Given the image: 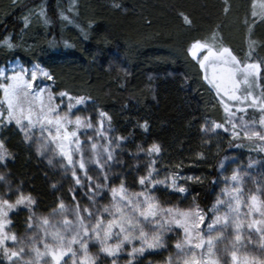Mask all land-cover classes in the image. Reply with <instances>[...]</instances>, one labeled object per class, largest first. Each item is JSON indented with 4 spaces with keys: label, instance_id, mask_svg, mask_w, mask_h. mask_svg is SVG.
<instances>
[{
    "label": "trees",
    "instance_id": "obj_1",
    "mask_svg": "<svg viewBox=\"0 0 264 264\" xmlns=\"http://www.w3.org/2000/svg\"><path fill=\"white\" fill-rule=\"evenodd\" d=\"M229 7L230 0H0V66L15 59L42 64L54 77L55 93L69 90L78 98L85 97L87 108L104 111L110 118L121 141L119 181L137 193L139 177L147 176L152 166L163 174L181 173L186 192L159 188L155 191L159 200L175 208H198L207 216L219 192L220 163L241 140L211 130L208 119L226 124L228 117L200 78L188 48L213 35L226 43ZM184 16L191 25L184 23ZM240 33L239 47H246L247 53L239 54V47L234 52L245 61L264 63V50L248 48L251 35L244 30ZM261 71L264 79V68ZM233 114L232 121L239 117L257 125L263 115L252 109ZM28 135L31 139L26 140L14 125L1 131L8 154L0 162V196L13 203L20 196L31 197V212L17 206L9 212V227L18 239L26 244L36 240V246L45 252L44 242L52 243L51 225L61 203L77 205L86 223L88 212L83 209L100 212V204L95 196L82 197L81 186L72 177L63 179L56 172L58 151L46 134ZM42 144L47 146L41 149ZM153 145L160 151L150 161ZM115 182L112 177V184ZM110 200H105L106 206ZM44 218L49 224L38 227ZM94 226H89L88 247L100 254V245L91 233ZM172 238L167 232L165 248L147 256L153 261L165 258L172 250L170 245L173 248ZM23 259L27 264H54L50 255L36 260L29 247ZM0 264H7L2 252Z\"/></svg>",
    "mask_w": 264,
    "mask_h": 264
},
{
    "label": "snow or ice",
    "instance_id": "obj_2",
    "mask_svg": "<svg viewBox=\"0 0 264 264\" xmlns=\"http://www.w3.org/2000/svg\"><path fill=\"white\" fill-rule=\"evenodd\" d=\"M43 16L44 13L41 12ZM63 19H67V17H62ZM184 23L191 25L192 21L188 16H184ZM47 23V20H45ZM28 26V21L25 19V27ZM85 36L87 34L85 33ZM7 44L9 49L13 48V45L8 42V40L4 41ZM65 47H70V45H65ZM206 51L207 54L203 55L202 59H198V53ZM189 55L193 58V60H198L199 66L202 69H207L208 63L210 61H222L225 67L221 68L220 71L227 73L228 79L230 81L231 90L227 87H224L223 83L217 82V77L215 76L216 69L214 68V76L211 83H213L214 87L219 94L221 91L227 95L229 100L236 101L239 104L243 105L249 99L251 100V106H257L259 104L260 111L264 114V98L259 101L255 96H253L251 91H248L247 95L241 96L237 95V91L239 89L240 83L249 84L251 88L252 85L255 84V79L251 82L249 81V77L258 78L262 68H264V63H246L243 67H240L242 61L238 60V58L231 53L229 48L223 47L219 50H214L209 44L201 43L199 41L191 44L189 48ZM230 65V67H229ZM12 75H7L3 69H0V89L3 90L4 96L7 100V117L8 123H15V125L19 128L21 132L24 133L25 139H31L28 135L29 131L39 125L41 132L47 131L49 136L48 138L55 144L56 148L59 150V153L64 159L67 160L68 165L72 167V176L75 180L76 184L79 185L81 183L79 177L76 174L75 165L79 164V169L85 171L86 170V162L87 163H95L99 168L101 173L103 174V179L105 183L97 182L95 184V188L98 190L97 195L103 193L104 189L107 187V181H109L110 176L108 171H106L105 166L108 165V161L113 159L112 152L114 149H111V141L107 146L99 145L95 141L94 136H99L104 139H107L105 132L103 131L104 122L103 118L106 117V113L104 111L99 112V117L101 118L98 123L100 127H94L91 117L87 119H82L80 115H76L74 120L69 117L66 113L65 115H61L57 110V106L52 104V94L48 93V105L47 108L43 106L40 108V112L37 118L34 120L31 108L29 109L27 115L23 113V111L18 112V104L16 103L19 100H28L29 98L34 101L39 99L41 95L46 91L45 88L37 87L36 91L32 93L34 85L39 77H43L49 81L53 80V75L45 70V68L41 67L39 64L34 65L31 69L20 66L18 69H11ZM237 73H240L243 76V81L237 78ZM207 78V77H206ZM221 81L223 77L220 78ZM60 96H67V92H60ZM264 96V94H262ZM69 99H73L69 96ZM85 102V97H79L75 99V105H81ZM223 104V101H221ZM74 105H68V111L71 112ZM225 113L227 114V123L231 125L232 136L236 137L239 135L238 132L235 131L237 128V123L233 122L230 117L234 115L231 112V109L227 104H223ZM239 112H245L246 109L244 107H239L237 109ZM3 113H0V118L3 117ZM27 120V124L23 123L24 120ZM110 119V118H109ZM260 125L264 127V115L261 116ZM68 125H74V128L69 129ZM110 127V126H109ZM245 135L246 136H256L260 139H264V133L260 131H248L247 126L245 125ZM53 128L55 132L53 134ZM146 128V126H145ZM81 129H91L93 132L90 134L85 132V136L87 138V142L81 140L78 132ZM216 129H223L224 131H228V128H225L223 123H212V129L215 131ZM74 145V148H73ZM83 145V146H82ZM90 145L91 154L94 158H89L87 161L85 160L84 153L89 150L88 146ZM47 145L42 144L41 149L45 148ZM116 147H119L117 144ZM101 148L103 153H107L106 159H101L102 152L98 150ZM40 151V149H38ZM160 149L157 145H153L149 149V153L156 152L159 153ZM78 153L80 155L79 161H75L73 159V153ZM7 151L2 142H0V162H3L5 156L7 155ZM51 164V160L48 161ZM110 171V166H109ZM115 175L114 172L111 173ZM2 179V177H0ZM89 180H92L91 176H88ZM178 177H173L171 181V188L174 191H178L179 193H185L186 188L184 186H179L177 184ZM186 179H193L192 177H187ZM231 180L237 182L239 184V179L237 175H233ZM139 184L145 186L147 188L148 185H151L154 188L157 184H165V181L158 180L153 177V171L150 169L148 171L147 176L139 177ZM169 185L165 184V187ZM234 192H239V187L233 189ZM111 196L114 201L112 207H104L103 212L108 213L111 216V219L107 220L106 228L104 227V219L102 213L99 210L96 213L89 211L87 208L83 209V211L88 212V222H85V218L80 216L79 207L75 213L78 224L73 226L72 222L68 219L63 220V224L71 228V235L65 242V237L59 231L52 233V238L57 242V246L61 249L59 253L55 250H50V246L47 242H44V248L48 251L41 252V250L36 246V240H33L31 244H26L23 239H18L17 234H15L9 225L12 224V219L9 216V212L16 209L17 206L22 205L27 208L31 212V205L34 201L31 197L20 196L15 200V202H11L9 199L0 198V252L3 254V259L7 262V264H27L24 261L23 257L25 254L26 247L31 248L32 252L35 253L36 260H39L42 256L50 255L52 261L55 264H61V261L65 256L71 254L72 264H76V256L77 253L73 249V245L79 244L83 254L85 256V260H82L80 264H95L94 259H88L89 256V240H91L89 226L94 223V227H91V233L95 235L96 241L100 245V251L105 253L109 257H118L119 252L121 251L123 245L125 243L131 244L134 240H140L141 246L139 248L133 247L132 251L129 253L130 256L135 257L136 254L142 255L146 250L149 249H163L166 246V241L164 240V236L167 232L171 231V225L175 224L177 228L183 229L185 233V238L183 241H179L176 243L175 247L180 250L182 253L184 252V247L188 244H192L193 241H198L193 244L195 248H201L203 244L207 243V251L211 255L213 253V248L215 247L214 241L217 240L220 235H222L221 231L214 232L216 229V225L221 223L223 220V228L226 230L227 227L231 226L235 230V240H241V228L242 224L239 220V207L240 200L239 197L234 196L233 199L236 201L235 207L231 202L228 203V208L230 213H234L235 215L231 216L232 224L229 225V213H225L223 217L220 215H216L215 218L211 221V223L207 224L208 235L205 241V238L199 232H193L192 229H196L199 227L201 223L205 220V215L202 210L195 209L189 211H179L177 210L175 214H173V209H162L160 208L158 202H156L154 196L147 195L146 192L141 191L137 193H128V189L125 187L123 180H121L119 187H111L110 188ZM231 195V193H229ZM119 197V200H117ZM135 197H143V200L136 199ZM92 199V197H89ZM256 197L253 196L252 200L255 201ZM121 201H126V204L121 205ZM223 203V201H217V204ZM64 204L61 203L59 208L64 210ZM127 207L129 209V213L125 215L123 209ZM112 208H115L116 211L119 212V215H116ZM213 212L217 211L216 207H213ZM63 214V213H62ZM261 216H264V211H261ZM171 217V218H169ZM189 218H191V224L188 223ZM264 221L253 220L249 223V229L253 228L255 225L262 224ZM49 224V220L44 218L42 220V224L38 225V227H43ZM29 228H32V224H28ZM113 229H119L118 232H113ZM45 234L47 235L48 229L44 228ZM66 230H68L66 228ZM255 231L260 234L262 238H264V229L260 227H256ZM101 232L103 235H101ZM113 236L119 237L116 243L110 244L108 241L113 239ZM88 238V239H85ZM11 240L12 244H8L7 242ZM233 249H235V245H233ZM225 251H228L227 249ZM185 264H198L195 259L188 260V253H185ZM232 259L236 260V252L232 251ZM31 264H35V261H32ZM47 264V262H45ZM64 264H67V261H64ZM111 264H117V260L113 259ZM129 264H132L129 261ZM167 264H174L173 259L170 257ZM208 264H217L216 261L210 260Z\"/></svg>",
    "mask_w": 264,
    "mask_h": 264
},
{
    "label": "rangeland",
    "instance_id": "obj_3",
    "mask_svg": "<svg viewBox=\"0 0 264 264\" xmlns=\"http://www.w3.org/2000/svg\"><path fill=\"white\" fill-rule=\"evenodd\" d=\"M228 15H229V20L226 24L227 25L226 33H228V35L227 37H225L226 43L222 39L219 40L215 35L211 36L205 41H199V42L209 44L214 50H219L223 47L229 48L231 53L235 55L238 58V60L242 61L241 65H239L240 67H243V65L246 63L260 64L258 61H254V62L245 61V58H241L240 55L234 52V49H237L239 47L240 34H241L240 32L241 30H244L245 32L249 33L252 37V42L248 43L246 46L248 48H251V50L253 49V46L257 47L258 50H264V0H230ZM189 48H188L189 58L193 62L194 67L198 69V71H200V78L202 79V81L211 90V92L214 94L215 98L217 99L218 103L221 105L220 107L221 109H223V114H226L223 104H227L231 109L232 113L234 112L245 113L251 109L261 113L259 104L257 106H251L250 99L246 101L243 105H241L236 101L229 100L227 95H225L223 91H221L218 94L213 83L210 82L212 81L214 76V71H213L214 68L216 69L215 76L217 77V82L223 83L224 87H227L229 90H231V85L227 73L220 71V69L225 67V65L222 63V61H210L208 63L207 69H202L199 66L198 60H193L191 55H189ZM237 51L239 52V54L245 52L247 53L246 47L244 46H240ZM206 54H207L206 51L198 53V59H202L203 55ZM254 55L255 54H253V56ZM247 56H250V54H247ZM254 57L256 58L257 56L255 55ZM36 64H39L41 67L45 68L42 64L38 62H32L26 64L24 61L20 59H15L13 61L7 62L5 65L0 66V69H3L7 75H12L11 69H18L20 66L31 69ZM261 73L258 78L249 77L250 82L253 79H255V84L252 85L251 88L249 87V84L241 82L236 94L245 96L247 95L248 91H251L253 96H255L258 101L264 98V96H262V94H264V79L261 78ZM221 77H223L222 81L220 79ZM237 78L243 81V76L240 73H237ZM0 81H2V78H0ZM37 87L45 88L46 91L41 95L39 99H36L34 101H32L30 98L28 100L17 101L16 103L18 104V108H17L18 112L23 111V113L27 115L29 109L31 108L33 119L35 120L40 112V108L42 106L44 108H47V105L49 103L47 96L48 93H51L52 94L51 102L52 104L57 106V110L60 112L62 116L67 113L69 117L73 120L76 115H80L82 119H87L91 117L94 127H100L98 123V121L101 119L99 117L100 110L87 108L85 103L81 105H75V99L78 98V95H76L75 93H72L69 90H65L63 92H67L68 95L62 97L59 95V93H55L53 80L49 81L39 76H38V80L34 85L32 93L36 91ZM69 96H71L73 99L70 100ZM221 101H223V104L221 103ZM69 104L74 105L71 112L68 111ZM241 106L246 109L245 112L237 111V109ZM0 113L4 114L3 117L0 118V142H2L1 131L3 130L4 127L8 125H14L16 128H18L14 122L8 123L7 100L4 96L2 89H0ZM103 122H104L103 131L105 132L107 139H104L99 136H94V139L98 143V146L99 145L107 146L110 140L111 141L110 150L114 149V151L112 152L113 159L111 161H108V165L105 166V169L106 171H108L110 179L109 181L106 182L107 187L104 189L103 193L97 195L98 190L95 188V184L98 181L101 183H105L103 179V174L101 173L100 168L95 163L86 162L87 175L85 174V171L79 169L78 163H76L75 165V170L77 176L81 181V183L79 184V186H81L80 194L82 195V197H86V198H89L90 196H95L96 203H98V205L100 204L99 205L100 212L103 213L105 223L107 224V220L111 219V216H109L108 213H104L103 208L104 207L111 208L112 205L114 204L112 196L110 195L109 198L107 196V193L110 192L112 177H115L116 179L115 184L114 185L112 184L113 187H119L121 182V180L119 181V177H121L122 175L118 166V161L119 159H121L120 156L121 141L115 136L114 131L110 126L109 119L107 117H104ZM213 122L221 123L220 121L214 118H210L208 119V124L211 128ZM233 122H236L238 125L235 131L238 132L239 135H237L236 137L232 136L231 125L228 123H226L227 125L224 124L225 128H228V131H224L223 129H216L215 131L221 134L222 133L226 134V136H229L230 139L238 138L239 140H241V142L236 144L233 150H231L221 161L219 166V177L217 179L218 190H219L218 195L214 200V203L211 207L209 214L207 216L204 214L205 215L204 222L201 223L198 228L192 229V231L199 232L205 238L206 241L208 235L207 224L211 223V221L215 218L216 215H220L221 217H223L225 213H229V225H231L232 224L231 216L235 214L229 212L228 203L231 202L233 204V207H235L236 201L233 199V197L236 196L239 197L240 200V207L238 214L239 220L242 224L240 241L235 240L234 228L229 226L225 230L223 228V220H221V223L216 225V229H214V232L221 231L223 238H218L220 240L219 243H217L218 239L214 241L215 247L213 248V253L211 255L207 251L208 246L206 242L203 244L201 248H195L193 244L198 242L195 240L193 241L192 244L186 245L184 247V252L182 253L180 250H178L175 247V245L177 242L184 240L185 233L183 229L177 228L175 224H173L171 225L172 230L169 231V233L173 237L172 238L173 240L171 242L173 248L170 245V248L172 250H170L168 253H165L164 255L165 258H163L162 260L160 259L153 261L149 258V256H147L151 252L161 251L158 249H149L146 250L142 255L136 254L135 257L130 256L129 253L132 251L133 247L139 248L141 246L140 240H134L131 244L125 243L121 251L119 252L118 257H109L100 250H99L100 254H96L97 252L96 249V252L89 250L88 259H94L95 264H111V261L113 259L117 260V264H129V261H131L132 264H167L169 258L171 257L174 261V264H185L184 254L188 253L189 255L187 256V259L188 260L195 259L198 262V264H208V261L210 260L216 261L217 264H264V238H262L260 234L255 231L256 227H260L264 229V223L255 225L251 229H249L248 227L249 223H251L253 220L264 221V216L260 215L261 211H264V139H260L256 136H246L244 126L245 125L247 126L248 131H260L262 133H264V127H262L259 124L257 125L256 123L245 122L239 117L233 119ZM23 123L27 124V120L25 119ZM68 127L69 129H72L74 128V125H68ZM52 131L54 134L55 129L53 128ZM29 132L42 133L39 125L31 129ZM85 132L88 133L90 132L91 134L93 130L81 129L78 132V135L80 136L81 140L86 143L87 138L85 136ZM43 134L49 136L47 131L43 132ZM52 144L55 148L54 150L58 151L57 157L54 161L56 172L63 179L68 177L73 178L72 167L69 166L67 160L60 155L59 150L56 148L55 144L54 143ZM117 144L119 145V147H116ZM88 148L89 150L84 153L86 161L89 158H93L91 154L90 145L88 146ZM98 150L102 152L101 159H106L107 153H103L101 148H98ZM157 155L158 153L152 152L150 154V161H154ZM6 157L7 155L5 156V158ZM73 159L75 161H79L80 155L74 152ZM109 166H110V171H109ZM151 170L153 171L154 178L165 181V184L169 186L165 187V184H157L154 188H152L151 185H148L147 188H145V186L139 184L138 186L139 192L144 191L146 192L147 195L154 196L160 208L162 209L171 208L173 209V214H175L177 210L179 211L195 210V208L190 209V206L188 205L181 206L179 208L169 206L164 202H162L161 199L159 200L157 193H155V191L159 188H163V189L167 188L169 190H172L170 185L173 177H178L176 181L177 184L179 186H183V182L185 181V178L184 176H182L181 173L176 172V173L163 174L159 171H155L154 166L151 167ZM112 172H114L115 175H112L111 174ZM233 175L238 176L239 184L231 180V177ZM88 176H91L92 180H89ZM236 187H239L240 189L239 192L233 191V189ZM127 189L129 194L136 193L137 191L136 189H134L136 190L134 192L133 190L130 191L129 188ZM229 193H231V195ZM253 196L256 197L254 202L252 200ZM0 198L2 197L0 196ZM135 198L140 199L141 201L143 200V197H135ZM106 199H111L107 203V206L105 202ZM117 200H119V197H117ZM218 200L223 201V203L217 204ZM120 203L121 205H124L126 204V201H121ZM213 207L217 208L216 212L212 211ZM77 208H78L77 205H75L73 207L65 206L64 210L59 209V211L56 213L55 217L53 218V222L51 225V234L53 232L59 231L64 235L65 242H67V239L71 235V228L65 226L63 224V220L66 218L72 222L73 226L77 225L78 220L75 215ZM112 211L116 215H119V212L116 211L115 208H112ZM123 211L125 212V215L129 213V209L127 207H125ZM191 222H192L191 218H189L188 223L191 224ZM104 227L106 228V225ZM66 228L68 230H66ZM118 231L119 229H113V232H118ZM249 231H251L252 233L251 236L249 234ZM118 239L119 237L113 236V239L109 240L108 242L110 244H113L116 243ZM50 240L52 241V243L51 244L49 243V245H51L52 250H55L57 251V253H59L61 249L57 245L55 246L53 245V243H56V241L53 240L52 236ZM233 245H235V249H233ZM72 247L74 251H76L77 253L76 264H80L82 260L86 259L83 254V251L81 250L79 244H75ZM226 249L228 251H225ZM233 250H235L236 252L235 261L232 259ZM70 257L71 254L65 256L61 261V264H64V261H67V264H72V260Z\"/></svg>",
    "mask_w": 264,
    "mask_h": 264
}]
</instances>
